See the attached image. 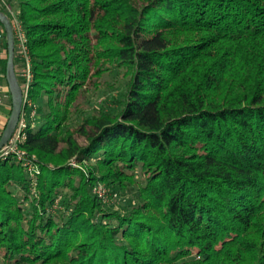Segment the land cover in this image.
Returning <instances> with one entry per match:
<instances>
[{
    "label": "trees",
    "instance_id": "obj_1",
    "mask_svg": "<svg viewBox=\"0 0 264 264\" xmlns=\"http://www.w3.org/2000/svg\"><path fill=\"white\" fill-rule=\"evenodd\" d=\"M0 12L23 29L32 76L17 145L31 168L0 158V264H264V0ZM118 69L116 93L82 110Z\"/></svg>",
    "mask_w": 264,
    "mask_h": 264
},
{
    "label": "built area",
    "instance_id": "obj_2",
    "mask_svg": "<svg viewBox=\"0 0 264 264\" xmlns=\"http://www.w3.org/2000/svg\"><path fill=\"white\" fill-rule=\"evenodd\" d=\"M12 31H13V38L15 46L18 49V53H20L23 64L20 69V76L21 77V83L19 84L21 90H22V108L20 112V116L17 122V125L13 131V134L11 135L10 139L8 140V143L4 145V147L0 150V158L7 157L10 154H13L16 156L18 160L23 161V164L30 169V163L26 159L25 153L23 150H20L18 148V143L25 138L26 134V127H27V120L28 117L25 113L27 110H30L32 106V102L28 97V88L29 83L31 80V73H30V64L29 59L27 56V50H26V39L24 35V31L21 28L20 24L14 20L11 22ZM3 33L0 30V66H1V57L3 52ZM1 78V77H0ZM4 95V94H3ZM1 99H0V105H1ZM33 111L30 113L32 114ZM93 192L96 193L99 197H104L105 190L99 185L93 189Z\"/></svg>",
    "mask_w": 264,
    "mask_h": 264
},
{
    "label": "water",
    "instance_id": "obj_3",
    "mask_svg": "<svg viewBox=\"0 0 264 264\" xmlns=\"http://www.w3.org/2000/svg\"><path fill=\"white\" fill-rule=\"evenodd\" d=\"M0 23L3 27L5 40H6V82L8 87V92L10 95V111L5 122V125L0 134V150L4 147L8 140L10 139L13 131L17 125L21 108H22V90L16 79L13 65L14 57V38L11 22L0 12Z\"/></svg>",
    "mask_w": 264,
    "mask_h": 264
},
{
    "label": "rangeland",
    "instance_id": "obj_4",
    "mask_svg": "<svg viewBox=\"0 0 264 264\" xmlns=\"http://www.w3.org/2000/svg\"><path fill=\"white\" fill-rule=\"evenodd\" d=\"M17 49V47H16ZM18 54V49L16 50ZM15 60H17V57H15ZM118 72L115 74V71L111 73H105L98 79V87L96 90L95 89H87L83 96L79 100V107L82 110L89 111L90 108L93 105H97L99 102L104 100V98H108L109 94H115L118 88V85L123 79V70L118 69ZM18 83L20 84L21 81L18 80ZM0 99H1V105H8L7 104V96L3 93L0 94ZM7 119V117H5ZM5 119V120H6ZM4 120V121H5ZM3 129V123L0 124V134Z\"/></svg>",
    "mask_w": 264,
    "mask_h": 264
},
{
    "label": "crops",
    "instance_id": "obj_5",
    "mask_svg": "<svg viewBox=\"0 0 264 264\" xmlns=\"http://www.w3.org/2000/svg\"><path fill=\"white\" fill-rule=\"evenodd\" d=\"M8 105H0V124H2L4 122V120L6 119V114H7V110H8Z\"/></svg>",
    "mask_w": 264,
    "mask_h": 264
}]
</instances>
